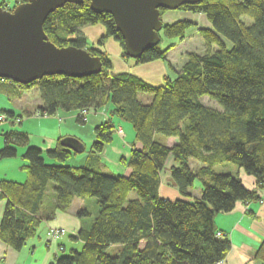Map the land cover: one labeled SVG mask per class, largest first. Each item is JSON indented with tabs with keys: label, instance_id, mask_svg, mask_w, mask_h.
<instances>
[{
	"label": "trees",
	"instance_id": "obj_1",
	"mask_svg": "<svg viewBox=\"0 0 264 264\" xmlns=\"http://www.w3.org/2000/svg\"><path fill=\"white\" fill-rule=\"evenodd\" d=\"M176 10L205 15L211 27L197 33L207 48L202 54L188 53L176 76L165 77L160 86L130 74L112 73L102 42L111 37L119 43L122 57L135 64L166 60L173 45L162 49L160 38L157 45L131 59L112 17L93 13L87 1L56 9L44 21L43 31L57 47L85 49L99 57V73L86 78L44 76L27 85L0 79V88L5 82L21 89L36 85L40 94L36 114L42 117L59 109L96 111L110 103V116L130 122L140 144L126 159L129 174L121 175L112 174L94 156L113 139L115 127L110 119L94 127L92 156L81 167L66 164L82 151L78 140L59 138L45 152L53 161L47 164L40 149L27 146L26 133L5 134L0 159L15 157L17 147L25 146L22 157L27 164L22 167L23 183L0 180V200H5L2 243L20 250L43 220L67 212L73 199L95 198L96 216L78 231L81 249L70 250L50 264H215L226 256L231 244L227 237L216 235L215 215L230 212L238 201H257L264 192V0H202L181 4ZM165 11L160 9V16ZM92 25H102L104 34L96 45L88 46L81 29ZM193 26L188 20L166 23L160 36L181 41ZM69 35L75 36L69 39ZM141 93L150 94L151 101L140 102ZM202 97L220 108L203 105ZM2 112L13 118L11 112ZM157 134L167 143L156 141ZM168 158L173 162L170 177L180 195L190 196L189 189L198 180L199 198L159 197V175ZM190 159L204 165L193 170ZM222 163L234 164L251 177L253 188H246L239 177L215 173L212 168ZM131 191L136 199H128ZM87 215L86 209L77 212L81 219ZM109 247H117L115 255L105 252ZM254 258L264 264V239Z\"/></svg>",
	"mask_w": 264,
	"mask_h": 264
},
{
	"label": "crops",
	"instance_id": "obj_2",
	"mask_svg": "<svg viewBox=\"0 0 264 264\" xmlns=\"http://www.w3.org/2000/svg\"><path fill=\"white\" fill-rule=\"evenodd\" d=\"M0 1L6 2V0ZM163 20L166 23L188 20L193 22L194 26L189 28L183 40L173 41L172 44L174 47L166 53V60H155L145 64H135L132 60L122 57V51L116 43L117 41L107 38L105 46H109V50H111L114 57L109 55L111 53H108L109 51L106 47L101 49L110 56L114 73L130 74L142 79L152 86H160L163 84L165 77L173 79L180 71L186 59V55L189 52V50L179 48L182 47L184 41L189 36L195 33L198 34V29H208L211 27V24L202 13L179 12L177 10L168 11L165 13ZM84 29L86 30L84 31ZM81 32L86 38L91 37L92 40V36H90L89 33H103V29L98 25H92L82 28ZM174 55H177L175 61L172 60ZM138 97L145 98L146 102L151 100V97L144 94H139ZM39 105L40 94L36 85L28 89H21L18 86L10 85L7 82L1 85L0 111L11 112L13 118L10 119H19L20 121H18V124L15 122H7L0 125V149L4 147L5 134L8 132L19 131L30 136L31 128L28 127L27 123L28 121L34 120L38 123L37 130L40 134L38 137L43 139L42 143L49 140L48 148L52 149V146L56 144L59 138L78 140L82 144L83 149L69 158L66 164L69 166L81 167L86 165L89 158H91L90 156H92L90 151L85 155L84 150L87 148L88 142L92 143L94 141V127L110 119L115 127L113 139L109 144L103 147L102 151L95 153L94 156L98 158L100 162L105 165V168L112 174H129L130 170L126 165V159L128 158L129 151L132 148H140V144L136 142L135 137H131V128L127 125L126 120L117 116H110L112 110L111 105L109 107H107L108 104L105 105L101 108V112L99 109L87 114L84 123H80L77 120L79 117L78 110L68 112L59 110L52 116H39L35 114ZM106 108H108V111H106ZM22 115L26 116V121L24 122L22 121ZM15 124L19 125L21 128L19 130L14 129L13 126H16ZM67 126H69L68 128L71 130L67 129ZM117 129H120L123 132L124 138L117 134ZM82 132L86 133V137L82 135ZM24 148L25 146L17 147L15 158L0 159V180L15 181L18 183H23L26 180V174L22 168L27 164L22 157L25 151ZM172 163V158H168L165 169L161 171L165 173V176L168 177L166 179L169 180H166V182L161 181L159 186V197L163 199L178 198L177 187L174 186L169 172ZM238 174V177L242 180V183L246 188H253L254 182L251 177L245 175L241 170H239ZM163 185H168L172 188L168 189ZM200 194L201 187H199V196ZM259 195L261 200L250 201L248 203L238 201L230 212L215 215L213 223L216 232L222 233L223 236L229 239L231 244L230 250L222 259L221 264H263L254 258L258 246L264 239V192H260ZM51 197L52 185L50 184L49 198ZM75 199L72 203L76 201ZM72 203L67 212H56L53 218L43 220L38 226L35 236L29 238L20 250H14L0 241V264H50L55 258L61 256L59 253L64 252L67 245L76 248L73 247L76 246L74 243L67 244L64 237L81 244L82 247L83 242L77 238V236L78 231L84 227V219L79 218L77 212L79 209H85V203L82 202L76 207V209L72 208ZM4 207L5 200L1 199L0 220L3 215ZM51 227L64 228L67 231L56 241L57 246L60 245L63 247V250L61 251L54 246L48 249L45 246V234L47 229ZM72 233H76V236H73Z\"/></svg>",
	"mask_w": 264,
	"mask_h": 264
},
{
	"label": "water",
	"instance_id": "obj_3",
	"mask_svg": "<svg viewBox=\"0 0 264 264\" xmlns=\"http://www.w3.org/2000/svg\"><path fill=\"white\" fill-rule=\"evenodd\" d=\"M84 1L93 13L112 17L125 54L136 59L160 41V9L172 11L202 0H27L11 10L0 6V79L27 85L44 76L86 78L99 73V57L85 49L57 47L43 31L49 14Z\"/></svg>",
	"mask_w": 264,
	"mask_h": 264
},
{
	"label": "rangeland",
	"instance_id": "obj_4",
	"mask_svg": "<svg viewBox=\"0 0 264 264\" xmlns=\"http://www.w3.org/2000/svg\"><path fill=\"white\" fill-rule=\"evenodd\" d=\"M3 4H2V8L3 9H6V10H11L9 7H11L12 5H15V3L12 1V0H6V2L5 1H3L2 2ZM169 11H171V10H169ZM172 11H176V10H172ZM168 12V10H166L165 11V13H167ZM165 13L161 16V18H162V21H163V24H166V22L163 20L164 19V15H165ZM244 21V23H246V24H249L250 23V21L249 20H247V19H244L243 20ZM98 26H100L102 29H103V33H99V32H93V33H89V35L90 36H92V40H91V37L90 38H87V45L88 46H92V45H96V43H97V41H98V39L104 34V27L102 26V25H98ZM86 29H84V31H85ZM88 30V29H87ZM159 35H160V32H159ZM74 36L75 35H69V39H73L74 38ZM107 38H111V37H107ZM107 38H105L104 40H103V42H102V47L101 48H105L106 47V49L109 51L108 53H111V50H109L110 48H109V46L108 45H106L105 46V41L107 40ZM160 38H161V41H160V47L162 48V49H165L166 47H168L169 45H171L172 43H173V41L174 40H176L175 38H167V37H165V36H160ZM112 39V38H111ZM113 40V39H112ZM118 45H119V43L118 42H116ZM173 45V44H172ZM119 47H120V45H119ZM173 47H174V45H173ZM172 47V48H173ZM180 49L182 48H184V50L186 49V50H189V52H196V53H198V54H202V53H204L205 51H206V45H205V43H204V41H203V39L199 36V34H193V35H191V36H189L185 41H184V44L182 45V47H179ZM179 49V50H180ZM104 51V50H103ZM188 52V53H189ZM109 55H111L112 57H114V55L111 53V54H109ZM176 56L177 55H174L173 57H172V60L173 61H175V58H176ZM109 58H110V56H109ZM110 71L112 72V73H114L113 72V67H111L110 68ZM14 86H16V85H14ZM141 94H144V95H147V96H149V97H151V95L150 94H148V93H141ZM139 99V101L141 102V101H143L142 103L143 104H147V103H149V102H146V100H145V98H143V97H138ZM143 99V100H142ZM201 102H202V104L203 105H207V106H209V107H213V108H217V109H219L220 107H219V105L217 104V102H215V101H213V100H209L207 97H202L201 98ZM108 104V106L107 107H109L110 106V103H107ZM106 104V105H107ZM104 107V106H103ZM102 107V108H103ZM59 110H61V111H64V110H62V109H59ZM59 110H57V111H59ZM57 111H56V113H57ZM71 111H76V110H71ZM100 112H101V108H100V110H99ZM106 111H108V108H106ZM65 112H68V111H65ZM93 112H95V111H93ZM92 113V112H91ZM35 114H36V111H35ZM89 114V113H88ZM23 116V118H22V121L24 122V121H26V116L25 115H22ZM32 116H34V115H32ZM34 117H36V116H34ZM113 117V116H112ZM37 118V117H36ZM19 120V119H18ZM20 121V120H19ZM16 124H18L19 122L18 121H14ZM13 122V123H14ZM7 123V122H6ZM127 123V125L131 128V137L132 138H134L135 136V133H134V131H133V128H132V125H131V123L130 122H126ZM4 124V123H3ZM15 124V125H16ZM28 127H30L31 128V134H30V136H28V141H27V146H29V147H36V148H38V149H41V151H42V156H43V158L45 159V162L47 163V164H49L50 162L52 163L53 161H51V160H49L47 157H46V155H45V152L47 151L46 149H51V148H48L49 146H48V144H49V140H47L45 143H42L43 141V139L42 138H39L38 136L40 135L39 134V131L37 130V128H38V123L37 122H35L34 120H31V121H28ZM69 126H67V129H69L68 128ZM13 128L14 129H16V130H19L21 127L19 126V125H16V126H13ZM115 129V128H114ZM69 130H71V129H69ZM82 135L84 136V137H86V133L85 132H82ZM124 136V134L122 135V138H124L123 137ZM155 140L156 141H158V142H160V143H163V144H165V143H167V140H166V138L164 137V136H162V135H155ZM128 141H129V139H128ZM91 144L92 143H90V142H88V145H87V148L84 150V154L86 155L89 151H90V148H91ZM55 145V144H54ZM54 145L52 146V147H54ZM20 148V147H19ZM25 149V148H24ZM13 158H15V157H13ZM19 159V158H18ZM24 161L26 162V160L24 159ZM204 164H202L201 162H199L198 160H195V159H190L189 160V166H190V168L191 169H193V170H198L200 167H202ZM75 167H77V166H75ZM213 171L215 172V173H218V174H230V175H232V176H234V177H238V173H239V168L236 166V165H234V164H231V163H222V164H217V165H215L213 168ZM167 170V169H166ZM242 171V170H241ZM243 172V171H242ZM159 178H160V181H162V182H166V180H168V179H166V178H168V177H166L165 176V173L164 172H161L160 173V175H159ZM169 181V180H168ZM164 184V183H163ZM201 184H200V182L198 181V180H195V182L193 183V186L189 189V194H190V196H188V197H182L181 195H180V193H179V191H177L178 192V198H172V199H169V200H171V201H174V200H176V199H182V198H185V199H188V200H190V201H192L194 198H199L200 196H199V187H201L200 186ZM163 186H165V188L167 187L168 189L169 188H172L171 186H168V185H163ZM137 198V196H136V194H135V192L134 191H131L130 193H129V195H128V199H136ZM74 200V199H73ZM76 201H74V203H72V208L73 209H76V207H78V205L79 204H81L82 202H84L85 203V209L88 211V213H89V215H87V216H83V218L82 219H84V227H88L90 224H91V222H92V220L94 219V217L96 216V214H97V211H98V207H97V205H96V201H95V198H78V199H75ZM80 210V209H79ZM66 230V229H65ZM65 236H67V235H65ZM65 238V240H66V243L67 244H70V243H74V244H76V246H73V247H76V248H72V247H70L69 245H67L66 246V249H65V251L64 252H60L59 253V251H58V253L61 255V256H63V255H69V253H70V250L71 249H77V250H79L80 248H81V244H78L77 242H75V241H71V240H69L68 238H66V237H64ZM46 239V234H45V238H44V240ZM45 242V241H44ZM78 244V245H77ZM52 246H54L56 249H58L59 250V248H58V246L56 245V242H54V244H52L51 245V247ZM47 248V247H46ZM48 249V248H47ZM44 250H46V249H44ZM116 251H117V247H109V248H107L106 249V253L108 254V255H115L116 254ZM26 264H28V263H26Z\"/></svg>",
	"mask_w": 264,
	"mask_h": 264
},
{
	"label": "built area",
	"instance_id": "obj_5",
	"mask_svg": "<svg viewBox=\"0 0 264 264\" xmlns=\"http://www.w3.org/2000/svg\"><path fill=\"white\" fill-rule=\"evenodd\" d=\"M93 112L92 110H80L79 111V117L80 119H82L83 121H86V116L88 113ZM14 121H19L18 119H13L11 120L8 115H6L5 113H3L2 111H0V125L6 122H14ZM117 134H119L120 136L123 135V132L120 129H117ZM261 200V198H260ZM67 231L64 228H57V227H51L48 228L46 231V239H45V246L47 248H50L52 244H54V242L57 241V239L64 235ZM73 236H76V233H72ZM216 235L218 237H224L222 233L217 232ZM59 250H63L62 246H58ZM222 260L216 262L215 264H221Z\"/></svg>",
	"mask_w": 264,
	"mask_h": 264
},
{
	"label": "flooded vegetation",
	"instance_id": "obj_6",
	"mask_svg": "<svg viewBox=\"0 0 264 264\" xmlns=\"http://www.w3.org/2000/svg\"><path fill=\"white\" fill-rule=\"evenodd\" d=\"M82 3H84V2H82ZM82 3H81V4H82ZM87 3H88V2H87ZM81 4H80V5H81ZM88 4H89V3H88ZM15 5H17V4H15ZM15 5H12V6L9 7V8L12 9Z\"/></svg>",
	"mask_w": 264,
	"mask_h": 264
}]
</instances>
